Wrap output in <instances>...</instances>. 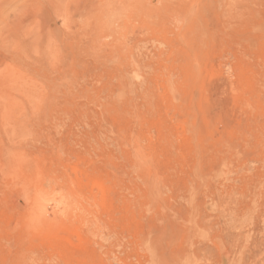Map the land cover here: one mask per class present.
I'll return each instance as SVG.
<instances>
[{
  "label": "rangeland",
  "instance_id": "obj_1",
  "mask_svg": "<svg viewBox=\"0 0 264 264\" xmlns=\"http://www.w3.org/2000/svg\"><path fill=\"white\" fill-rule=\"evenodd\" d=\"M0 264H264V0H0Z\"/></svg>",
  "mask_w": 264,
  "mask_h": 264
}]
</instances>
